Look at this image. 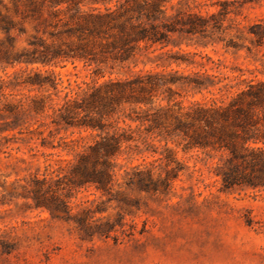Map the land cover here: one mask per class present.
Here are the masks:
<instances>
[{"label": "rangeland", "instance_id": "374dc122", "mask_svg": "<svg viewBox=\"0 0 264 264\" xmlns=\"http://www.w3.org/2000/svg\"><path fill=\"white\" fill-rule=\"evenodd\" d=\"M2 1L10 6L8 0ZM174 2L179 9L206 17L215 13L218 18H208L209 26L202 33H174L167 45L143 48L129 62L108 61L102 65L106 75L100 82L124 79L140 70L176 73L173 97L187 105L202 99L200 94L192 96L185 85L197 72L230 75L237 74L235 68L239 67L245 76L264 78V43L256 45L249 33L251 24H264V0ZM223 4L229 10L226 15L218 14ZM0 12L13 17L11 9L1 4ZM22 26L24 32H10L14 51L28 49L29 39L36 33L32 22ZM7 45V33L0 29V49ZM75 64L11 66L0 60V109L19 100L25 106L30 97L48 93L26 85L9 87L22 71L24 77L33 70L43 74L53 70L62 81L60 89L69 81L72 85L90 81L95 64ZM64 91L52 95L54 105ZM163 96L167 93L159 92L154 107L166 104ZM126 109L129 111L128 106ZM136 109L141 113V108ZM52 113L53 109H47L43 116L25 115L15 128L7 125L10 118L0 116V264H264V185L243 184L225 190L219 174L225 152L185 150L179 137H163L145 126L138 130L137 122L127 121L137 129L135 136L146 138L149 146L142 145L147 148L143 156L119 157L117 162L123 167L117 171L119 184L109 200L85 186L71 193L59 189L66 196L69 214L52 213L37 205L30 193L35 179L48 180L54 188L63 186L65 180H58L57 175L63 176L59 168L71 157L64 149L66 142L83 137V143H91L95 135L90 130L55 125ZM137 164L160 174L157 190L127 187L125 170ZM81 218L90 229L81 227ZM106 221L115 224L108 236L95 228Z\"/></svg>", "mask_w": 264, "mask_h": 264}, {"label": "trees", "instance_id": "16d2710c", "mask_svg": "<svg viewBox=\"0 0 264 264\" xmlns=\"http://www.w3.org/2000/svg\"><path fill=\"white\" fill-rule=\"evenodd\" d=\"M174 1L8 0L10 6H7L0 0L13 14L11 17L0 12V29L7 33L8 41L0 49V60L11 66L19 63L57 66L70 62L76 67V62H83L89 67L95 64L90 81H75L74 85L69 81L62 89L59 88L62 81L53 70L46 71L47 74L33 70L24 77L25 71H22L9 86L14 89L26 85L48 92L30 97L25 106L21 100L6 103L0 109V116L11 119L7 123L9 127L19 126L25 115L39 117L47 109H53L55 125L65 130L78 128L95 133L91 143H83V137L66 142L64 149L71 157L59 168L63 176L57 175L58 180H65L63 186L57 184L54 188L48 180L35 179L30 193L37 205H44L52 213L69 214L68 201L59 189L71 193L85 186H92L109 200L115 185L119 184L117 171L123 167L117 162L119 157L143 156L147 151L142 147L149 146L147 139L134 134L141 126L159 135L179 137L185 150L225 152V164L219 172L225 190L243 184L264 185V78L245 76L239 67L235 68L237 74L230 75L197 72L187 78L185 85L192 96L200 94L202 99L187 105L173 97L176 92L173 85L178 83L176 73L140 70L124 79L99 81L106 75L102 65L108 61L129 62L143 48L167 45L174 33H202L209 26L208 18H218L215 13L206 17L190 9H179ZM228 12L223 4L218 14ZM27 21L33 23L36 33L29 39L28 49L14 51L10 32H24L22 24ZM249 33L256 45L264 43L262 22L251 24ZM63 91L61 101L54 105L52 95L58 96ZM159 92L167 93L162 97L166 104L154 107ZM136 108H141V113ZM127 121L137 122V129ZM120 122L125 125L120 126ZM125 175L128 188L135 185L145 191L157 190L162 180L160 174L155 175L151 168L141 164L125 170ZM120 218L118 223L122 226ZM79 224L90 229L82 218ZM95 228L108 236L115 224L106 221Z\"/></svg>", "mask_w": 264, "mask_h": 264}]
</instances>
